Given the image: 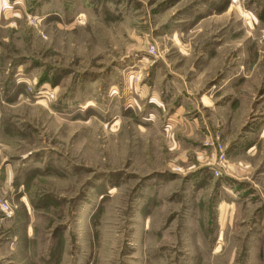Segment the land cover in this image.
Masks as SVG:
<instances>
[{"label":"rangeland","instance_id":"obj_1","mask_svg":"<svg viewBox=\"0 0 264 264\" xmlns=\"http://www.w3.org/2000/svg\"><path fill=\"white\" fill-rule=\"evenodd\" d=\"M0 195V264H264V0H0Z\"/></svg>","mask_w":264,"mask_h":264},{"label":"built area","instance_id":"obj_2","mask_svg":"<svg viewBox=\"0 0 264 264\" xmlns=\"http://www.w3.org/2000/svg\"><path fill=\"white\" fill-rule=\"evenodd\" d=\"M0 211L6 218H11L14 216V211L10 204L0 195Z\"/></svg>","mask_w":264,"mask_h":264},{"label":"bare ground","instance_id":"obj_3","mask_svg":"<svg viewBox=\"0 0 264 264\" xmlns=\"http://www.w3.org/2000/svg\"><path fill=\"white\" fill-rule=\"evenodd\" d=\"M218 248H219V247H218ZM218 248H217V249H218Z\"/></svg>","mask_w":264,"mask_h":264}]
</instances>
